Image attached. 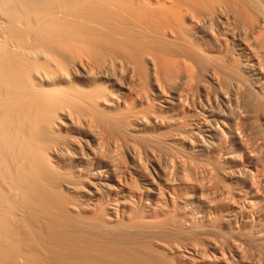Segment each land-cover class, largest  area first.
Here are the masks:
<instances>
[{
    "label": "bare ground",
    "instance_id": "6f19581e",
    "mask_svg": "<svg viewBox=\"0 0 264 264\" xmlns=\"http://www.w3.org/2000/svg\"><path fill=\"white\" fill-rule=\"evenodd\" d=\"M0 264H264V0H0Z\"/></svg>",
    "mask_w": 264,
    "mask_h": 264
}]
</instances>
